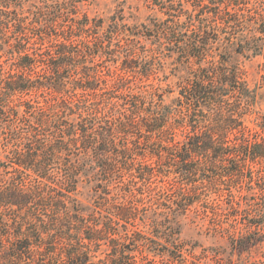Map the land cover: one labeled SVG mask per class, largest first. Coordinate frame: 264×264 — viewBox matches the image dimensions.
Masks as SVG:
<instances>
[{
	"label": "trees",
	"instance_id": "trees-1",
	"mask_svg": "<svg viewBox=\"0 0 264 264\" xmlns=\"http://www.w3.org/2000/svg\"><path fill=\"white\" fill-rule=\"evenodd\" d=\"M190 1L162 5L150 35L191 70L170 106L135 86L157 58L138 54L131 37L146 36L124 19L0 0V264H264L243 256L264 246V117L247 130L255 96L233 61L264 55V0ZM85 180L93 209L78 199ZM193 211L237 259L177 245Z\"/></svg>",
	"mask_w": 264,
	"mask_h": 264
},
{
	"label": "rangeland",
	"instance_id": "rangeland-1",
	"mask_svg": "<svg viewBox=\"0 0 264 264\" xmlns=\"http://www.w3.org/2000/svg\"><path fill=\"white\" fill-rule=\"evenodd\" d=\"M47 0H28V3H40ZM64 1V0H63ZM82 1L81 10L86 12L91 17H98L105 20L106 25L110 24V19L117 16L119 19H124L121 23L126 24L125 32L131 34L133 31H141L146 38L131 37L135 39L134 43H139L138 54L155 56L157 59L154 62V73L148 77L141 76V79L136 80L135 86L139 87V91L158 92L157 97L164 99L165 105L173 106L178 97L180 87H183L191 77V70L182 63H178V55L169 51L166 46L160 45V40L150 37L155 35L157 27L167 16L161 11L162 5H169L175 1L181 3L183 8L191 11L194 3L190 0H77ZM175 3V4H176ZM180 4V5H181ZM144 27H148L147 31ZM130 31V32H128ZM136 33V32H134ZM127 40H123L125 44ZM117 43V41H114ZM250 56V55H249ZM2 61H10L4 55H0V63ZM233 61L240 63L246 74V80L249 88L255 96L253 109L245 119V125L250 133L260 132L259 123L264 117V55L244 57L234 55ZM11 62V61H10ZM260 140V139H258ZM97 182L85 180L79 184L78 199L84 206L93 209L98 205V193L96 191ZM162 185L160 182L154 184L155 187ZM217 195H213L212 199H217ZM218 203L222 198L217 199ZM208 206V204H205ZM197 208L202 212V206L197 205ZM227 218V217H226ZM164 219V218H161ZM180 235H178L177 245L183 247L187 253H193L194 257L199 261H207L208 252L213 254L211 250L223 252V257L238 258V253L232 249L230 237L227 231H216L212 227L213 219L206 218L203 214L191 212L187 217H181ZM226 221V220H225ZM229 222V221H227ZM226 223V222H225ZM141 229H149L140 220L138 221ZM149 224V219L146 220ZM228 227V225L226 224ZM146 227V228H145ZM233 231V230H232ZM170 247L169 244H165ZM173 249V248H171ZM164 250V249H162ZM207 252V253H206ZM205 254V255H202ZM244 258L252 260H264V246L254 247L249 253L243 255ZM152 257V256H151ZM169 257L165 258L158 264H171ZM191 259V258H189ZM160 261L159 259H157ZM151 260H149L150 262ZM214 262L220 264L219 259H213ZM212 261V262H213ZM210 261V263H212Z\"/></svg>",
	"mask_w": 264,
	"mask_h": 264
}]
</instances>
